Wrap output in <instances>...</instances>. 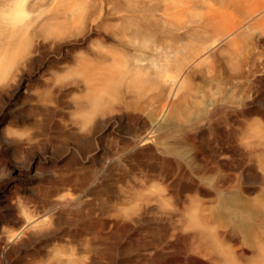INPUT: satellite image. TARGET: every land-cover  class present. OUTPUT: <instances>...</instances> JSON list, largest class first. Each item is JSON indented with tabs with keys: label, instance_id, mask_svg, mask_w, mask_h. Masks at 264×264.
Masks as SVG:
<instances>
[{
	"label": "rangeland",
	"instance_id": "rangeland-1",
	"mask_svg": "<svg viewBox=\"0 0 264 264\" xmlns=\"http://www.w3.org/2000/svg\"><path fill=\"white\" fill-rule=\"evenodd\" d=\"M15 2L17 1L0 0V50L2 45L11 39L13 31L19 32L30 22V30L35 28L38 34H42L41 31L44 30V24H46L49 42L60 43L62 49L57 54H51L42 60L39 55L35 54L29 38L20 35L18 41L12 43L9 48L14 49L9 52L10 54L16 51L17 53L14 54L18 55L9 54L5 58H1L3 54L0 55V60H2L0 86L9 81L19 61L31 55L34 59V67L39 69L36 70L38 74L34 75L32 81L41 84L37 90L40 99L49 98L55 84H69L73 88L61 105V111H68L66 116L69 121L78 120L77 111H98L101 121L97 129L99 131L106 126L103 123L107 124V119L112 120L107 124L103 133L100 131L95 134L92 146L99 147L105 152L120 151L130 140L146 136L147 133L142 132V128L147 124L149 129L151 127V135L154 136L150 146L156 150L168 149L172 157H180L179 159H183L181 161L184 164L194 167L199 164L201 157H198L197 161L192 160V152L189 151L188 146H176L173 144L174 139H179L184 126L206 119L209 111H233L234 115L224 118L219 125L221 131H218V134L215 132L213 136H210L205 129L201 130L198 139L203 144L213 141L226 144L225 142L230 140L242 147L252 141L263 143V0H26V4L23 1L25 4L23 11L28 15H24V21L22 18L24 13L21 10L17 11ZM23 3L21 6L24 5ZM13 6L16 7L14 8L17 12ZM9 13L13 15L18 13V16L21 13L22 19L19 17V20L23 22L17 23L16 14L14 15L16 23L12 22L14 19L12 15L8 16ZM25 47L27 48L23 49ZM109 49L112 51L109 52ZM113 55H116V60ZM81 59L89 63L88 65L85 62L86 69H90V65L94 62L101 61L106 65L107 63L108 65L119 64L121 66H117L116 69L129 71L127 79L123 82H118V84L114 82L103 87L102 99L94 109L91 106L86 110L79 108L80 105H87V89L83 82L86 75L80 69ZM137 73L141 76L137 75L136 79L132 78ZM167 73L171 74L167 76ZM164 75L168 77L165 79L167 81L163 80ZM170 81H176V86L172 88L173 92L168 90L167 83ZM179 83L183 90L181 85L180 88L178 87ZM177 89L181 90L177 93ZM103 114L107 115L104 117ZM90 126V122H83V124L80 122L76 127L74 126L75 134L82 138ZM1 138L3 137H0V140ZM2 143L3 139L0 141V193L7 183L13 182L17 185L16 192L25 189L30 195L39 198L34 187L41 177L51 176L58 170H62L65 174L78 172L80 175L92 174L95 171L94 165L81 169L77 165L79 158L66 156L61 161L60 156L65 150L58 145L47 143L39 148L40 150L36 149L26 154L23 160L18 161L23 167L22 171L33 163L34 171H36L34 178H27L23 173L21 175L12 174L8 170L7 162L8 159L15 160L16 154L14 150L5 153ZM74 153L80 156L78 149ZM261 158L259 151L255 157H251L253 165L243 174L244 182L248 183L249 188L240 194L232 191L225 196H212L207 192L211 189L212 180L203 179L204 189L195 195L196 203L177 204L166 196L165 184L153 179L133 188L120 184L118 190L126 194L127 199L115 208L120 215L126 216L140 209L139 206L145 196L156 199V212H163L170 216L164 221L166 224L162 226L172 224L182 232L184 237L195 240L193 249L191 247L190 254L183 264H210L204 252H198L200 249L195 250L200 241H203L206 247L210 229L217 231L221 229L209 222L207 214L212 211L219 217L215 219L221 225L223 221L219 215L220 211L230 208L231 205L239 204L247 210L243 214L245 218L240 217L242 221L238 219L239 239L245 249L244 255L250 259L245 264H261L258 257L253 258V256L256 257L258 251V241L261 240L264 243L262 234L264 233V209L257 208L260 204H264V163ZM254 169L258 170L259 174L255 173ZM140 172H142L140 167L133 166L131 169L121 170L120 174L128 178H141L142 173ZM253 175H259V179H251ZM158 190L159 193H156ZM187 194L194 195L192 192ZM161 195H163L162 198ZM1 196L2 194L0 198ZM8 197H5L6 202L10 204L7 209L14 211V214L17 213L16 215L25 221L26 216L23 211L25 208L12 203ZM2 212L5 213L6 209L0 204V235L10 236L17 226L11 223L12 218L6 215L1 218ZM47 220L42 224L47 225ZM231 220L228 219V222L230 223ZM40 224L38 223L36 227ZM45 233L41 232L40 237H47L44 236ZM55 257L45 250V255L40 258L27 260L29 257L26 256L17 259L0 247V264H51Z\"/></svg>",
	"mask_w": 264,
	"mask_h": 264
},
{
	"label": "bare ground",
	"instance_id": "bare-ground-1",
	"mask_svg": "<svg viewBox=\"0 0 264 264\" xmlns=\"http://www.w3.org/2000/svg\"><path fill=\"white\" fill-rule=\"evenodd\" d=\"M16 1L18 2H15L18 8L17 11L21 10L24 13L23 9H25L26 0H23L25 4L23 1L20 2L21 0ZM22 3L24 4L23 6H21ZM18 6L24 8L21 9ZM11 10L13 11V9ZM11 13L8 16L12 15L14 21H12L11 17L8 18L12 19L10 21L14 23H16V16L18 18L16 19L17 23H22L25 20V16L28 15L26 12L23 15L19 13L20 16H18V13H14V15L16 14L14 17ZM21 15H25L22 17V22L19 20V17L22 19ZM47 20L49 19L47 18ZM30 23L20 29L19 32H12L11 39L1 47L0 55L3 54L2 57L0 56L1 58L7 57L10 54L9 52L14 50L9 49L10 45L17 42L20 35H25V37L29 38L33 44L35 54L39 55L42 60L46 56L57 54L61 51L60 43L49 42L48 26L46 24H44V30L41 31L42 34H38L35 28L30 30ZM222 24L225 25L224 23ZM229 24L227 25L228 28ZM103 49L107 50L106 48ZM110 51L112 50L109 49ZM15 52L11 53L12 56L18 55L14 54ZM18 53L20 54L19 51ZM116 55H113V57L115 58ZM1 62L2 60H0V64ZM82 62L84 61L81 59V63L79 62L81 67H79L82 73L86 75L83 82L84 87L87 89V96L85 95L87 105H80L79 108L86 110L91 106L94 109L102 99L103 87L109 86L114 82L117 84L118 82H123L127 79L129 71L116 69L119 64L108 65L107 63L106 65V63L102 64L101 61L94 62L90 65V69H86V61L83 64ZM119 63L121 64V62ZM125 64L123 65L125 66ZM194 66L196 65L194 64ZM155 68L157 67L155 66ZM36 70L39 69L34 67L32 56L23 57L9 81L0 86V137H3L1 138V140L3 139L2 149L5 153L14 150L16 154L15 160L8 159L9 172L17 175L23 173L27 178H34L36 171H34L33 163H30L28 168L22 171L23 167L18 161L23 160L26 154L34 152V150L41 148L47 143L58 145L65 150L63 155L60 156L61 161L66 156L79 158L77 159V165L81 169L94 165L95 171L92 174L80 175L78 172L65 174L62 170H58L51 176L41 177L34 187V190L39 194L37 195L39 198L30 195L25 189L16 192L17 185L13 182L4 186L0 193L2 194L0 204L4 205L6 212H2L1 218L4 215L12 218L11 223L17 226V229L10 236L6 234L0 235V247L10 256L17 259L26 256L29 257L27 260L40 258L45 255L46 250V252L48 251L56 256L51 264H183L190 254L191 247L193 249L195 240L184 237L182 232L172 224L162 226L166 224L164 221L170 216L163 212H156V199L150 196L143 198V202L139 206L140 209L136 210V212L126 216L120 215L115 206L124 203L127 196L119 192L118 186L123 184L133 188L136 185L157 179L165 184L166 196L177 204L184 202L196 203L197 197L195 195L204 189L202 185L203 179L212 180L211 189L207 190L212 196H225L232 191L240 194V192H245L249 188L248 183L244 182L243 174L245 170H248L253 165L251 157H255L259 151V156H262L261 160L264 163V139L262 138H260L263 140L262 144L252 141L242 147L230 142V140L225 142L226 144H219V141L203 144L198 139L199 132L203 129L210 136H213L215 132L221 131L219 128L220 123L223 122L224 118L233 116V111H209L206 119H203L202 122H192L190 125L184 126L179 139H174V145L188 146L189 151L192 152V160L197 161L198 157H201V160L198 161L199 164L196 163L197 165L194 167L190 164H184L181 161L183 159H179L180 157H172L168 149L156 150L150 146L154 136L151 135V127L149 129L147 124L142 128V132L147 133L146 136L130 140L120 151L110 150L105 152L99 147L92 146V141L95 139V134L100 131L103 133L105 128H107V124L112 120L107 119V124L103 123L106 126L99 131L97 129L101 121L98 111H77L79 114L78 120L69 121L66 116L68 111H61V105L73 87L69 84L58 82L59 84L53 86L52 95L49 98H45L46 100L40 99V94L37 90L41 84L32 81L34 75L38 74ZM116 70L120 72L118 73ZM7 71L9 72L10 70ZM137 75L141 76L140 73L131 76L132 78H137ZM164 76L163 80L167 81L165 79L168 77ZM167 85L168 90L173 92L172 88L176 86V81H170ZM180 85L181 83H179V88ZM178 90L181 89H177V93ZM105 115L107 114H103L104 117ZM80 122L81 124L83 122H90L91 124L86 131V135L82 138L77 136L74 131V126L76 127ZM204 136L206 137V135ZM77 149L80 156L74 153ZM133 166L141 168V178H128L124 174H120L121 170L131 169ZM239 168L240 170H238ZM254 172L259 174L256 169H254ZM258 176L253 175L250 178L259 179ZM153 187H150V189ZM190 192L194 193V195L189 196L187 193ZM156 193H159V190ZM7 194H9V197ZM5 197H8L12 203L18 204L17 206L22 205L25 208L23 210L26 216L25 221L17 216V213L14 214V211L11 212L12 210L7 209L10 204L6 202ZM223 203L226 202L223 201ZM257 208L264 209V204H260ZM196 211L195 214H197ZM246 212L247 210L244 206L239 204L231 205L230 208L220 211L219 215L223 224L219 225L215 219L219 217L209 211L207 214L209 222L217 225V228L221 227V229L218 231L210 229L206 247H204L203 241L199 240L200 244L195 250L198 251L200 249L198 252H204L205 258L210 264H245L250 259L244 255L245 249L239 239L240 223L238 219ZM39 219L42 220L39 221ZM228 219H232L230 223ZM46 220L47 225L42 224ZM38 223L41 224L36 227ZM41 232H46L44 236L47 237L41 238ZM262 234L264 235V233ZM257 246L258 251L256 252V257L253 256V258L258 257L262 262L260 263L264 264L263 241L259 240Z\"/></svg>",
	"mask_w": 264,
	"mask_h": 264
}]
</instances>
